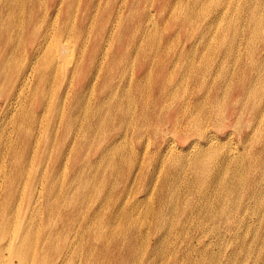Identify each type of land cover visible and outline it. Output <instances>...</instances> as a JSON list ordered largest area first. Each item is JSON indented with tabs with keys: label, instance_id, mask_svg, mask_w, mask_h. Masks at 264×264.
Returning <instances> with one entry per match:
<instances>
[{
	"label": "rangeland",
	"instance_id": "obj_1",
	"mask_svg": "<svg viewBox=\"0 0 264 264\" xmlns=\"http://www.w3.org/2000/svg\"><path fill=\"white\" fill-rule=\"evenodd\" d=\"M83 1H85V0H78V1L72 0L73 6L75 5L73 8L75 11L73 10V12H72L73 13L72 15H74L73 17H76V15L78 17V14L82 12L81 7L83 5ZM131 1L132 0H124V2L122 0H109V1L108 0H102L100 3L101 4L100 9H98L97 13H95V17L92 15L90 16V19H89L90 21L88 22V25H89V29L92 28V31L89 33L92 37L96 34L97 29H99L101 24L104 23L105 19L106 20L108 19V21L106 22L107 30L104 34V39L102 41L103 47L101 46V49L99 51V55L92 61L91 70H89V72H88V78H90L92 81L91 87L89 88V91L87 90L85 92V95H86L84 97L85 101H82L81 102L82 104L79 106V108H81V109L78 108L77 111H75L76 112L75 114L78 115L79 118H78L77 122L75 123V125H73V128H72L69 135L65 136L63 134V131H64L63 127L65 125L64 121H61V123H59V130L55 134V132H54V128H56L55 125L53 126L51 123H48L50 121V119H52L53 115L50 113L47 116V118L45 120V122H46L45 127L46 128H44V130L47 132V134H45V136L47 135L48 138L44 137L43 142L41 144V147H43V149L46 148L44 146V144L46 145V143H47L50 146L49 147L50 149L48 151L52 152L51 149L54 146L55 147H57L58 145L60 147L66 146V147H69V150H70V151H67V153L69 152L68 156H72L74 153L79 152V155L81 157H83L84 156L83 154L87 152L88 153V160H89V162H92V161L96 160V158H98V156L102 152V150L109 144L108 142H110L111 139L113 138V134L121 133L123 131L127 132V134H128L127 139L128 140H126V142H123L121 144V146L123 145V147H121L122 149L119 147L120 152L119 151L116 153L113 152L110 155H107L105 157V160L99 165L98 171H96L91 166H90L91 167L90 168L88 166L89 164H87L85 166L84 171L81 173V175L78 178H76V180L74 181L75 182L74 185L70 186V183H67V185L63 186V184H64L63 182L65 181L66 176L69 175L71 170H72L71 169L72 163L68 162V164H66V163L62 164V167L60 170L61 174L59 172V174L57 176L58 178L56 180L58 182V185L56 184L57 186L54 187L56 190L58 189L57 194H58L59 207L57 209H54L52 212L47 210V207L45 204L46 195L48 193L47 191L50 187L49 184L45 183V181H46V179L47 180L50 179V175L52 173L51 172L52 171L51 170L52 161L47 160V159H45L44 156H42V155H45V156L48 155L49 156L50 154H48V151H47V154L43 153L44 151H42V153L40 154L42 156V158L37 159L33 162V164L31 165L32 170L29 173H27L28 176H27V174L24 175V179H23L24 185L22 184L23 190L21 191L22 193L20 192V194L23 196V201H22L21 205H19V203H17V202L14 203V205L17 208H18V205L21 206L20 207V217H23L24 214H25V217H27V219H31L34 217L32 219V222H33V225H35V228H37V230L39 231L38 234H39V241H40L41 246L43 245L42 243H43L45 234L46 235L48 234L49 236H53L54 241H53V245H51L53 249L51 251L47 250V253L49 254L48 256L50 257V259H52L53 261H56V264H68V263L69 264H83L84 262L86 264H91V263L92 264H136V263L137 264H148V263L149 264H152V263L153 264H165V263H167V264H173V263L174 264H176V263L177 264H180V263L181 264H202L205 262L204 264H206L211 259V256L217 257L223 264H225L224 262H226V261H230V264H244L245 262H246L245 264H254V261H255V264H263L264 263V251L259 253L258 250H256L255 246L257 245V242L253 238L254 235L252 232L253 229H255L254 228L255 225L253 224L255 222H253V221L256 219V215L251 214V216H249V214H247L250 217L249 218L245 214L246 217L249 218L247 220L249 221V223H251L250 224L251 227L250 226L246 227L245 225H242L243 222L241 221L240 215H238L239 213L236 212L237 206L236 205L230 206L229 212L232 214V216H234V220H233L234 226H238V227H236L237 233L238 234H241L242 232L243 233H242V237L239 236L241 238L237 237V238L230 240L228 242L224 241V240H221L222 241L221 242L219 240V238L216 237L217 232H205L207 234H205V236H203L202 232L200 231L201 228L198 229L199 226L197 225V222L194 220V218L190 219V217L189 218L187 217V215L193 214V213L195 214L197 212V209H195L194 208L195 206H193V205H196V201H197L196 198L198 196H197V194H191V198H193L191 206L189 204L188 205L186 204V200H187V198H186L187 197L186 187H187V185H186L185 181L190 179L191 170H190L189 166H187V167L184 166V168L182 169L183 165L180 166V163H178V162L179 161L181 162L182 156L190 155L189 159L185 157L186 162H188L191 159V157L194 155L195 152L194 153L191 152V154H190V153L184 152L183 149L187 147L188 142L194 141V139L199 140L200 133H202L203 131L207 132V130H208V133H211V132L214 133L215 131L217 133H220L218 131V128L214 127V125H217V122H218L217 120L220 117V110L217 111L219 108L215 107L216 108L215 109L214 107H212V104L210 103V101H207L206 105L204 107H202L203 111L199 107L192 104L191 102H190L191 104H189L190 106H189L188 112L186 114H184L181 109L183 107V104H184L186 98L188 97V95L190 93L193 92V93H195V95L197 94L198 96L202 95L203 93L205 94V93L209 92L210 88L215 83L216 84L218 83L217 84L218 86H219V84H223V86H224L223 87L224 90H223V92H221V94L223 95V96L221 95V97H222L221 100L223 101V103L226 104L230 101L231 97L228 93L230 91V83L233 84V82L238 80V77L236 75H239V73L241 71L240 68H241L242 62L244 60H245V62H247V60H248V62L253 60L255 58V53L257 52L258 47L259 46L261 47L264 44V29H263L264 28V9H263L264 8V4H263L264 0H252L250 2L251 8L257 9L258 14H261V15H259V17H262L260 19L261 22H259L260 26H259V23L258 24H252L250 28L246 27L247 28V29L245 28L246 30L245 29L242 30V28L246 26L245 21L243 19L244 15H242V13L246 14V13H244V4L246 3V0H231V1L229 0L231 3L234 2V3H232V5L235 6L236 9L232 8L233 11L230 10L231 9L230 7H229V9H227L228 11L225 9L226 10L225 15L219 20V23L215 24L214 27L207 28L205 32H204V29L206 27L205 24L211 18L212 14H213V11H210V9L211 10H217V9L222 8V6H223L222 4H219L216 2L218 0H216V1L213 0L209 9L200 8L199 5H195V4L193 7H190L193 4L192 0H179L178 2H181V5H179L180 3L177 2L176 10L174 8H172L173 6L170 7L169 6L170 3H169L164 8V10L162 11V14L158 13L159 12L158 9H152V11L154 12V15H152L153 18L151 17V19H149V20L144 19L143 25L142 26L136 25L137 29L133 30V31L129 30V29L127 30L126 28L133 25L134 23L136 24V22H139L140 17L143 15V13L146 10V6L147 5L149 6V4L152 3L154 0H134L135 1V7H134L133 11H130V9H128V6L127 7L122 6L121 11L119 12L118 8L120 7L122 2H123L122 3V5H123V4L131 2ZM255 1H257L258 4ZM185 4H187V5H185ZM252 4L253 5L255 4V5L253 6ZM237 5H239V6H237ZM105 6L107 8H103ZM76 7H77V9H76ZM194 7H195V9H194ZM239 7H240V10H239ZM178 9H180V10H178ZM195 10H196V12H195ZM202 10L204 13L202 12ZM170 11L171 12L173 11L175 13H173V12L171 13ZM229 11H231V12H229ZM39 12H40L39 14L41 15L42 18L45 17L46 9L44 7L41 10H39ZM47 12H48L47 14L49 15V17H51V18L54 17V16H52L53 13H51L50 10L47 9ZM192 12L195 13L196 16ZM74 13H76V14H74ZM197 17H198V19H197ZM231 18L233 21H230ZM233 18H235L236 22ZM240 19H241V21H240ZM116 23H117V25H116ZM90 24H91V26H90ZM162 24H164V25H162ZM232 24L233 25L235 24L233 27L235 29L232 28V26H233ZM217 25H219V28L217 29L218 31L216 30ZM236 25L238 26L237 28H236ZM229 27H231V29ZM154 28L155 29L157 28L156 29L157 31ZM238 29H240V31ZM253 30H254V33H253ZM259 30H260V32H259ZM210 31H212V32L210 33ZM201 32L204 33V36L201 37V39L197 42L196 47H194L195 49L193 48L192 50H189V48L191 46H189L190 41H188L187 42L188 43L187 44V49H188L187 53H186V51H183L182 56L180 58L177 57V59H175L178 62V63H176L177 65L173 64V63H169L170 58L175 57L176 53L179 52L183 48L182 45L185 41L184 38H186L187 36L195 37L196 35L201 34ZM227 32L229 33V35H227ZM232 33L236 34V35H233ZM128 34L131 37L133 36V40L135 37L134 41L136 42V44H135L136 46L134 45V47H133L131 45L132 44L131 43L130 44L131 49H129V51L127 52V56H125L123 59L121 56H116L115 50L119 46V44H121V42H120L121 36L126 37V35H128ZM141 34H142V36H141ZM184 34H189V35L185 36ZM111 36H112V38H111ZM234 37L236 39H234ZM83 38L84 39L86 38L85 34L82 35L79 39H77V41L71 38L72 40L70 39L69 43L72 44L73 46L74 45L80 46L84 42ZM188 38H189V40H191L190 37H188ZM220 39L223 40L222 44H221ZM238 39H239V42L237 41ZM82 40H83V42H81ZM215 40H216V42H215ZM218 40H220V41H218ZM227 40H230V42ZM109 41H111V42H109ZM231 41H232V43H231ZM233 42H235V44L236 43L237 44L235 45ZM204 46L205 47L208 46V47L205 48ZM232 46H234V47H232ZM168 47H170V48H168ZM213 47H215V48H213ZM134 49L137 51H135ZM229 49H232V50L230 51ZM108 50H109V52H108ZM204 50H205V52H204ZM207 50H209V51H207ZM213 50H215L216 52ZM190 51H192V52H190ZM206 51H207V54H206ZM223 52L224 53L226 52V53L224 54ZM216 53H217V55H216ZM191 56H192V58H191ZM197 56H200V57L197 58ZM204 56L208 59H206ZM156 57H157V59H156ZM215 57H217V59ZM236 57L240 58V61L236 62L235 61ZM148 58H150V65L152 64L150 66L151 72L149 73V75L146 74V76H145V74H143L140 81L136 82L135 79H132V77H133L132 75L135 74V72L138 70L139 66L143 62L146 63V60ZM113 60H117V61H113ZM209 60L211 62H209ZM114 62L118 63L117 69L119 68V70L117 72H115L116 73L115 80L108 81V83H107L105 81V78L108 75L107 73L109 72V68L110 69L114 68ZM119 62H120V64H119ZM155 62H157V63H155ZM190 62H191V64H190ZM131 63H133V65H132L133 67L131 66ZM232 63H233V65H232ZM206 64H207V66H206ZM220 64H222V66ZM71 67H72L71 64H69V65L67 64V68H71ZM191 67H192V69H191ZM97 68H98V70H97ZM126 68H127V70H126ZM261 69H262V72H264V61H263V64L261 66ZM261 69L258 71V73L263 75V78H264V73L261 72ZM112 70L115 71V69H112ZM183 70L185 71V73ZM113 71H111V72H113ZM125 71H126V74H125ZM170 72H171V74H170ZM181 72H182V74H181ZM230 74H231V76H230ZM60 76H61V78H60ZM60 76H59L58 84L56 86L57 89L55 90L57 93L58 92L61 93L63 88L65 87V82H63L64 79H63V75L61 73H60ZM169 76L171 77V81H170ZM232 76H235V77H232ZM180 78H181V80H180ZM61 79H62V81H61ZM215 79H216V81H215ZM184 80H186V81H184ZM165 82H166V84H165ZM136 83H138V84H136ZM225 83H227V84H225ZM127 84L129 86V88L131 89V94H132L130 100L127 99L126 97L122 96V94H123L122 89L127 87ZM60 85H62V86H60ZM121 86H124V87H121ZM60 87H61V89H60ZM112 87H114V88H112ZM182 87H184V89ZM213 88H214V86H213ZM213 88L211 91V95L209 96V99H211L213 97V94H214ZM177 89H178V91H177ZM114 90L116 93L114 92ZM189 90H190V93H189ZM206 90H208V91H206ZM91 93H92V95H91ZM112 93H113V95L111 96ZM142 95H143V97H142ZM96 97L97 98L103 97L102 99H104L105 97H107V99H110V97L111 98L113 97V100H115L117 102H118V100L120 101V98H121L123 104L125 106L128 105V106H126L127 110H129L127 112L128 117L132 118L133 122L130 125L128 124L127 126H124V125L122 126L120 119H117V118H114L113 122H110L108 119L109 112H108L107 108L105 106H103V110H101L102 113L99 114L100 118L98 119V121H96V119H95L94 123L93 122L90 123L89 121L93 120L92 119L93 117L90 116L87 109H89V111H90V109L94 106L93 101L95 103ZM132 97H133V100H132ZM56 98H58V96ZM170 100H172V102ZM89 101H90V103H89ZM125 101H128V103ZM134 101H136V102H134ZM166 102H167V104H166ZM88 105H90V106H88ZM129 105H130V107H129ZM169 107H172L173 112H175V115L172 113V116L174 115L173 118L178 119L175 130H174V128H172V126L170 124L167 123V117L169 115H171L169 113ZM2 108H3V101L0 102V112L3 110ZM67 109L68 108H66L65 110H67ZM85 109L87 110V112ZM194 109H195V113H194ZM78 110H81V111H78ZM199 110L201 111V113ZM104 111H106V112L104 113ZM183 114H184V116H183ZM10 116L11 115H9L8 120L12 122L13 118H12V116L11 117ZM103 116H105V117H103ZM190 116H191V123H190L191 126L190 125L188 126L189 127V130H188L189 131L188 132L189 138L187 139L188 142H183L182 139H184V136L182 134H184V131L187 129L186 128L187 125L185 124V123H187V120L185 118L186 117L190 118ZM204 116H206V117H204ZM102 118H103V120H102ZM203 119H205V120H203ZM101 120H102V122H101L102 124L99 122ZM86 121H88V122H86ZM196 122L198 123V125ZM246 123H247L246 120H244V119L241 120V122L238 123V128H241V129L245 128L244 125ZM11 124L12 123H9V126ZM184 124H185V126H183ZM77 125L78 126L80 125V127H78ZM199 125H201V126H199ZM204 126H206V127H204ZM51 127H52V129H51ZM97 127L100 129V132H99V129ZM184 128H185V130H184ZM76 130L79 132H77ZM201 130H203V131H201ZM94 132L96 134H94ZM141 137H142V139H141ZM180 137H182V138H180ZM200 140H202V139H200ZM230 140H231V142H230ZM172 141H174L175 143ZM237 141H238V138L236 136H233L232 138H230L228 140L223 139L222 141L221 140L216 141L215 144H213V147L216 146L215 148H220L221 151L227 152L230 149V147L232 145H234V142L236 143ZM252 141H253V143L251 141L247 142L248 144L246 143L249 148L253 147V145H259L258 139H253ZM129 142L132 143L133 145L130 144ZM148 142H149V144H148ZM165 143H166V145H165ZM71 145H72V147H71ZM174 148L177 150H175ZM203 148L205 150H207V149H209V145L208 146L203 145ZM124 149L126 152H124ZM100 150H101V152H100ZM134 150H135V152H134ZM131 151H132V153H131ZM72 152H73V154H72ZM168 152L170 153L169 156H168ZM117 153H118V155H117ZM177 155H179V156H177ZM123 157H125V158H123ZM171 158H173V159H171ZM128 160H130V162ZM190 161L192 162V160H190ZM76 163H78V162H76ZM108 163H109V165H108ZM174 163H175V165H174ZM160 164H163V166H162V169H159V171H157V173H156V176H158V178H159L158 182L151 181L150 178H148V177H150V174H152V172H154V169L156 168V166L159 167ZM209 164H210L211 168H213L212 167L213 166L212 161ZM47 166L49 167V169H48L47 174H46V167ZM140 167L142 169V172H141V175L139 176V180H138L139 183L137 184V186L136 185L133 186V184L129 185V182H127L126 178L128 176H131V175L133 176V175L137 174L139 172L138 168H140ZM143 167H144V170H143ZM171 167H172V169H171ZM168 169L170 171H168ZM178 170L181 172V174L180 173L177 174ZM167 171H168V181L171 185L169 183H167V185L164 186V194H165L166 202L163 204V207H160V206H158L159 202L157 200V194L159 193V190L163 187H161L162 182H159V181H161V179L164 177L165 174H163V173H166ZM237 171H236V173H237ZM183 172L185 173V175ZM101 173H102V175H101ZM234 173H235L234 170L229 171V175H232ZM44 174L46 175L44 177L45 180L42 177ZM61 176H62V178H60ZM123 176H124V178H123ZM174 176L176 177V179ZM100 177H101V179H100ZM113 177L115 180L113 179ZM27 178H28V180H27ZM39 178H40V180H39ZM89 178L90 179L92 178L93 180L92 179L90 180ZM171 178H173V180ZM88 179H89V182H88ZM174 179L177 182H174ZM68 180H69V182L72 181V179L70 180L69 176H68ZM68 180H67V182H68ZM126 182L128 183L127 186H126ZM150 182H151V184H150ZM88 183H89V187H88ZM97 183H98V186H97ZM113 183L115 184L116 189L114 188L113 195L109 196L108 191H110L111 188L113 189V187H114ZM160 183H161V185H160ZM95 184H96V186H95ZM40 185H41V188H40ZM157 186H158V188H157ZM263 186H264V182H263ZM25 187H26V189H25ZM69 187H70V189H69ZM2 188L3 187L1 186L0 189H2ZM74 189L77 191H75ZM38 190L39 191L41 190L40 192L42 195L40 193H38L39 192ZM3 191L0 192V205H2L4 203V198H5L4 195L6 194ZM172 191L174 192L173 194H172ZM64 193H65V195H64ZM125 193H127V194H125ZM38 194L41 196V198L39 199V205L35 203L37 198L40 197ZM170 194L173 196H171ZM181 194L183 195V198H182ZM93 195L95 196V200H94ZM107 196L109 197V199ZM148 196H150V198H147ZM130 197L132 200L130 199ZM171 197H173L174 199ZM188 197H190V196L188 195ZM114 199H115V201H114ZM93 200H94V202H93ZM176 200H177V202H176ZM156 201H157V203H156ZM29 202L31 205L29 204ZM170 202H172L173 205ZM100 203H102V204H100ZM134 203H136V204H134ZM179 203H181V204H179ZM98 204H100V205H98ZM123 204H124V206H123ZM104 205L107 208H105ZM84 206H86V207L84 208ZM117 206H118V208H117ZM181 206H183V207L181 208ZM234 206L236 207V209ZM99 207H100V209H99ZM134 208H135V210L138 208L136 210V213H135ZM143 209H145V211ZM151 209H152V211H158L159 210L162 217H160L159 219L153 220V217L151 215L147 214V212ZM25 210H26V212H25ZM172 210H173V212H172ZM189 210H191V212ZM67 212H70V213H67ZM92 212L98 213V216L95 217L93 215L94 213H92ZM125 213L129 214L128 215L129 220H127L128 217L125 216L126 215ZM113 214L117 215V216L113 217V219H112ZM134 216L137 217L136 219L138 222L142 221L141 223H143V224L145 223L144 224L145 227L143 226V231H147L149 229L148 225L151 222H153V225L150 229L151 230L150 235L143 237V238H141V237L135 238V237H133L134 235H131V236L129 235V236H126V238H124L125 237L124 235L129 234L130 232H131V234L135 233V229H133L130 226L131 220L133 218H135ZM93 217H95V218H93ZM98 217H99V220H98ZM143 217H145V218H143ZM90 218H92V220H95V219L96 220L94 222V225H92L91 228L87 227L88 230H86L85 224H87L86 223L87 219H90ZM150 218H151V221H150ZM143 219H146V220H143ZM224 219L218 220L219 222L217 224H220V226L218 225L217 227H215V225L211 221H205L203 223V228L205 227L204 228L205 231H208V230H211L212 227H215L216 229L219 228V229H221L220 231H223L222 228L226 227V225H227V224H225ZM139 220H141V221H139ZM159 220H161V221H159ZM52 221H54V223ZM121 221H122V223H121ZM154 221H155V223H154ZM157 221L165 222V225L163 227H160L159 224L156 225ZM240 221H241V223H240ZM108 223H109V225H108ZM115 223L118 224L119 227H118V225L115 226ZM166 225H168V226H166ZM181 225H182V227H180ZM114 226H115V228H114ZM109 227H112V228H109ZM262 227L263 226H261V228ZM97 228H99V229H97ZM118 228L119 229L121 228V229L119 230ZM209 228H211V229H209ZM93 229H94V231H92ZM248 229H249V231H248ZM262 229L264 230V228H262ZM58 230H60V231H58ZM104 230H105V232H104ZM175 230H176V232H175ZM119 231H120V233H119ZM124 231H126V232L124 233ZM181 231H182V233H181ZM59 233H60V235H59ZM92 233H94V234H92ZM172 233L175 235H173ZM162 234H163V236L164 235L165 236L163 237ZM179 234H180V236H179ZM243 234H244V236H243ZM246 234L248 235L247 237H246ZM169 235H171V236H169ZM178 236H179V238H178ZM251 237H252V239H251ZM112 238L113 239L115 238V239L113 240ZM229 238H230V236L227 237L225 240H229ZM144 239H145V241H144ZM165 239H167V240H165ZM183 239H184V241H183ZM161 240H163V241L161 242ZM234 241H235V243H234ZM144 242H145V244H144ZM211 242L214 245H212ZM217 242H220L219 245H217ZM117 243H120V244L118 245ZM249 243H251L252 247H255V249L253 248L254 250L251 248L248 251V248H246L245 245H247ZM136 244H138V246ZM146 244H148V245H146ZM254 244H256V245L254 246ZM172 245L173 246L176 245V246L173 247ZM171 246L173 247L174 251L177 249L176 253L171 252L173 250ZM104 247L106 249H105V253L103 254L102 250ZM133 247H135V248L133 249ZM136 247H137V249H136ZM147 247H149V248L147 249ZM54 248L57 250H54ZM78 251H79V253H78ZM134 252H135V254H134ZM202 252L203 253L206 252L205 258H209V259H207V262H206V260L203 261ZM231 252H232V254H231ZM138 253H140V254H138ZM128 254H130V255L128 256ZM244 254H245V256H244ZM63 255H64V257H63ZM112 255H113V257H112ZM87 256H89V257H87ZM227 256H229V257H227ZM163 257H164V259H163ZM225 257H226V259H225ZM182 258H183V260H182ZM229 258H230V260H229ZM135 259H137L136 260L137 262L135 261ZM148 259H149V261H148ZM159 259H161V260H159ZM232 259H234V260H232ZM251 259H252V261H251ZM83 260H84V262H83ZM239 260H241L242 262ZM131 261H133V263ZM234 261H235V263H234ZM260 262H262V263H260ZM208 264H213V263L211 262Z\"/></svg>",
	"mask_w": 264,
	"mask_h": 264
},
{
	"label": "bare ground",
	"instance_id": "obj_2",
	"mask_svg": "<svg viewBox=\"0 0 264 264\" xmlns=\"http://www.w3.org/2000/svg\"><path fill=\"white\" fill-rule=\"evenodd\" d=\"M101 1L102 0H85V1H83V5L81 7V9H82L81 11L82 12L79 13L80 15L78 14V17H77V15H76V17H73L74 15H72L73 14L72 12L74 10L73 8H74L75 5L73 6L72 0H0V102L3 101V108H2L3 110L0 112V187L2 186L3 188L0 189V190L1 191L4 190L3 192L6 193L4 195L5 196L4 203L2 205H0V264H56V261H53L52 259H50V257L48 256L49 254L47 253V250L51 251L53 249L52 246H51V245H53V241H54L53 240V236H49L48 234L47 235L45 234V237H44V240H43V243H42L43 245L41 246L40 241H39V234H38L39 231L37 230V228H35V225H33V222H32V219L34 217L31 218V219H27V217H25V214L23 215V217H20V207L21 206H19V205H21V203L23 201V196L20 194V192L23 190L22 184H23L24 175H26L27 173H29L32 170L31 165L33 164V162L35 160L40 159V158H42V156H44L45 159L52 161V166H51V170H52L51 172L52 173L50 175V179H48V180L46 179V181H45V183L49 184V186H50L49 189H48V191H47L48 193L46 195L45 204H46L47 210H49L50 212H52L54 209H57L59 207L58 194H57V190L58 189L56 190L54 187H56L58 185V182L56 180L58 178L57 176H58L59 172L61 174V171L60 170H61L62 164H64V163L68 164V162L69 163L70 162L72 163V166H71V169L72 170H71L70 174L66 176V179L63 182L64 183L63 186L64 185H67V183H70V186L71 185H74L75 184L74 181L76 180V178H78L81 175V173L84 171L85 166L87 164H89L88 165L89 167L91 166L96 171H98L99 165L105 160V157L107 155H110L113 152H115V153L118 152V151L120 152L119 147L120 148L123 147V145L121 146V144L123 142H126V140H128L127 139L128 138L127 137L128 136L127 132H124L123 131L121 133H115V134H113V138L111 139L110 142H108L109 144L102 150V152L100 150L101 153L99 154L98 158H96V160H94L92 162H89V160H88V153L87 152L83 154L84 155L83 157H81L79 155V152H76L74 154L72 152L73 155L72 156H68L69 155V152L67 153V151H70L69 150V147H66V146L65 147H63V146L60 147L59 145L57 147L54 146L51 149L52 152L48 151L50 149L49 148L50 146L47 143H46V145L44 144V146L46 148L43 149V147H41V144L43 142L44 137L48 138L47 135L45 136V134H47V132L44 130V128H46L45 127V124H46L45 120H46L47 116L50 113L53 116H52V119H50V121L48 123H51L53 126L55 125V127H56V128H54L55 134L59 130V123H61V121H64V124L65 125L63 127V129H64L63 134L65 136H67V135L70 134V132H71V130L73 128V125H75V123L77 122V120L79 118V116L75 114L76 113L75 111H77V109L79 108V106L82 104L81 102L82 101H85L84 100L85 99L84 97L86 96L85 95V92L87 90L89 91V88L91 87V84H92L91 82L92 81H91L90 78H88V72H89V70H91L92 61L99 55V51H100L101 46H102V41L104 39V34H105L106 30H107L106 22L108 21V19L107 20L105 19L104 23H102L101 26L99 27V29H97V32H96V34L93 37L89 34L92 31V28L89 29V25H88V22L90 21L89 20L90 19V16L92 15V16L95 17V13H97L98 9H100V6H101L100 3H101ZM122 1L124 2V0H122ZM178 1L179 0H177V1L176 0H154L152 3L149 4V6L148 5L146 6V10L143 13V15L140 17L139 22H136V24L134 23L133 25L127 27L126 29L127 30L129 29V30H132V31L133 30H136L137 29L136 25L137 26L138 25L142 26L144 19H146V20L148 19L149 20V19H151V17L153 18L152 15H154V12L152 11V9H158V11H159L158 13L159 14H162V11L164 10V8L170 3L169 6L170 7L173 6L172 8H174L176 10V5H177V2ZM192 1H193V4L190 7H193L194 4H195V5H199L200 8H205V9H209L210 8V5L213 2V0H192ZM230 1L229 0H218V1H216L217 3L222 4L223 6H222V8L217 9V10H211L210 9V11H213V14H212L211 18L206 22V24H205L206 27L204 29V32L206 31L207 28L214 27L215 24L219 23V20L225 15V11L227 9H229V7L231 8L230 10H232V8L233 9L235 8V6L232 5V3H234V2L231 3ZM251 1L252 0H246V3L244 4V13H246V14H243L242 13V15H244L243 16V19L245 21L246 26L243 27L242 30H244L246 27L247 28H250L252 24H258L259 22H261L260 19L262 17H259V15H261V14H258L257 9L251 8V5H250V2ZM255 2L257 3V1H255ZM122 3L120 5V7L118 8L119 12L121 11L122 6H126V7L128 6V9H130V11H133L134 10V7H135V1L134 0H132L131 2L125 3L123 5H122ZM178 3H180L179 5H181V2H178ZM185 5H187V4H185ZM237 6H239V5H237ZM43 7L46 9V13H45V17L42 18L41 15L39 14L40 13L39 10H41ZM103 8H107V7L105 6ZM47 9L50 10L51 13H53V15H52V16H54L53 18L49 17V15L47 14L48 13L47 12ZM76 9H77V7H76ZM194 9H195V7H194ZM178 10H180V9H178ZM239 10H240V7H239ZM195 12H196V10H195ZM202 12H203V10H202ZM229 12H231V11H229ZM173 13H175V12H173ZM74 14H76V13H74ZM193 14L195 15V13H193ZM197 19H198V17H197ZM233 19L235 20V18H233ZM241 19H240V21H241ZM230 21H233L232 18H231ZM235 22H236V20H235ZM116 25H117V23H116ZM162 25H164V24H162ZM234 25L232 26V28L234 27ZM90 26H91V24H90ZM259 26H260V23H259ZM237 27L238 26L236 25V28ZM218 28H219V25L216 26V30ZM229 28L231 29V27H229ZM233 29H235V28H233ZM238 30L240 31V29H238ZM211 32L212 31H210V33ZM259 32H260V30H259ZM253 33H254V30H253ZM84 34L86 35V38L85 39L83 38L84 39V42H83V40L81 41V42H83L82 45H80V46H77V45L75 46L74 45L73 46L72 44L69 43V41H70L71 38L77 41V39H79ZM184 35L187 36L189 34H184ZM227 35H229L228 32H227ZM233 35H236V34H233ZM141 36H142V34H141ZM203 36H204V33L201 32V34L196 35L195 37H193V36H187L186 38H184L185 41H184V43L182 45L183 48L179 52L176 53L175 57L170 58L169 63H173V64L178 63L177 60H175V59H177V57L180 58L182 56L183 51H186V53H187V50H188L187 49V44H188L187 42L190 41L189 46H191L190 47L191 49L189 47L188 48H189V50H192L194 47H196L197 42ZM188 37H190L191 40H189ZM111 38H112V36H111ZM234 39H236V38L234 37ZM134 40H135V37H134ZM134 40H133V36L131 37V36H129V34L126 35V37L125 36H121V38H120L121 44H119V46L115 50L116 56H121L124 59V57L127 56V52L129 51V49H131L130 48V44L132 43L131 45L133 47L136 44V42ZM220 40H221V44H222V41L223 40L222 39H220ZM220 40H218V41H220ZM227 41L230 42V40H227ZM237 41L239 42V39ZM109 42H111V41H109ZM215 42H216V40H215ZM231 43H232V41H231ZM233 43L235 44V42H233ZM207 47H205V48H207ZM232 47H234V46H232ZM168 48H170V47H168ZM213 48H215V47H213ZM229 50L231 51L232 49H229ZM135 51H137V50H135ZM207 51H209V50H207ZM207 51H206V54H207ZM213 51H215V50H213ZM108 52H109V50H108ZM190 52H192V51H190ZM204 52H205V50H204ZM216 55H217V53H216ZM192 56H191V58H192ZM198 57H200V56H197V58ZM237 57H236V59L234 58L236 62L237 61H240V58H237ZM215 58L217 59V57H215ZM156 59H157V57H156ZM206 59H208V58H206ZM113 61H117V60H113ZM263 61H264V44H263V46H261V47L259 46L258 47L257 52L255 53V58L253 60H251L249 62H248V60H247V62H245V60H244L242 62V65H241V68H240L241 71H240L239 75H236L238 77V80L235 81V82H233V84L230 83V91L228 93H229L231 99L226 104L223 103V101L221 100L222 99L221 92H223V90H224L223 84H219V86H218L217 85L218 83L217 84L215 83L213 85L210 83L212 85V87L210 88L209 92H207L205 94L203 93L202 95H199V96L197 94L195 95V93H193V92L190 93V90H189V93L190 94L186 98V100H185V102L183 104L182 109L180 108L182 110V112L184 114H186L188 112V108L190 106L189 104H191V103L194 104L195 106L199 107L202 110V107H204L206 105L207 101H210V103L212 104V107L219 108L217 111L220 110V117L217 120L218 121L217 122V125H214V127L218 128V131L220 133H217L216 131L214 133H212V132L211 133H208V130H207V132L201 130L203 132L200 133L199 140H195L194 139V141L188 142V140H187L189 138V135H188L189 127L188 126L191 123V116H190V118L189 117H186L185 119L187 120V123H185V124L187 125L186 126L187 129L185 130V128H184L185 131H184V134H182L184 136V139H182V141L183 142H188V145H187L186 148L183 149V151L184 152H187V153H190V154H191V152L192 153L195 152V153H194V155L190 159V160H192V162L190 160L188 162L185 161V157L189 159L190 155L182 156L181 162L180 161L178 162L176 160L178 163H180V166L183 165L182 169L184 168V166H186V167L189 166V168L191 170V177H190V179H188L187 181H185L186 182V185H187V187H186V189H187L186 190V194H187L186 204L187 205L189 204L191 206V203H192V200H193V198H191V194H197L198 197L196 196L197 197L196 198V200H197L196 201V205H193V206H195L194 208L197 209V212L195 214L194 213L193 214H189V215H187V217L188 218L190 217V219L194 218V220L197 222V225L199 226L198 229L201 228L200 231L202 232L203 236H205V234H207L205 232H217L216 233V237L219 238L220 241L221 240H224V241H227V242L230 241V240H233V239H235V238H237L239 236L242 237V233L243 232L241 234H238L237 233L236 227H238V226H234V221H233L234 220V216H232V214L229 212L230 206L236 205L237 206V211L236 212H238L239 213L238 215H240L241 221L243 222L242 225H245L246 227H248V226L251 227V225H250L251 223H249V221L247 219L250 218L249 216H251V214L256 215V219L253 221V222H255V223H253L255 225L254 226L255 229H253L252 232H253V235H254L253 238L257 242V245L254 244V246L256 245L255 246L256 247V250H258L259 253H261L262 251H264V230L262 229V228H264V186H263V182H264V78H263V75H261V74L258 73V71L261 69V66L263 64ZM209 62H211V61L209 60ZM155 63H157V62H155ZM67 64L68 65L71 64L72 67L71 68H67ZM119 64H120V62H119ZM190 64H191V62H190ZM132 65H133V63H131V66ZM151 65H150V58H148L146 60V63L143 62L139 66V68L135 72V74L132 75L133 76L132 79H135L136 82H139L143 74H145V76H146V74L149 75V73L151 72V67H150ZM220 65L222 66V64H220ZM232 65H233V63H232ZM117 66H118V63L117 62H114V68H112V69H115V71H113L112 69L109 68V72L108 73L106 72L108 74L106 76V78H105V81L107 83H108V81L115 80V77H116L115 76L116 75L115 72H117L119 70V68L117 69ZM206 66H207V64H206ZM191 69H192V67H191ZM97 70H98V68H97ZM126 70H127V68H126ZM111 71H113V72H111ZM261 72H262V69H261ZM60 73L63 75V79H64L63 82H65V87L63 88L62 92L61 93L58 92L59 93L58 94L55 90L57 89L56 86L58 84V80H59ZM184 73H185V71H184ZM262 73H264V72H262ZM125 74H126V71H125ZM170 74H171V72H170ZM181 74H182V72H181ZM230 76H231V74H230ZM232 77H235V76H232ZM60 78H61V76H60ZM180 80H181V78H180ZM61 81H62V79H61ZM170 81H171V77H170ZM184 81H186V80H184ZM215 81H216V79H215ZM136 84H138V83H136ZM165 84H166V82H165ZM225 84H227V83H225ZM60 86H62V85H60ZM213 86H214V88H213ZM121 87H124V86H121ZM112 88H114V87H112ZM182 88L184 89V87H182ZM212 88L214 89V94H213V97L211 99H209V96L211 95ZM60 89H61V87H60ZM122 90H123L122 91L123 92L122 96H124V97H126L127 99L130 100L132 94H131V89L129 88L128 84H127V87H125ZM177 91H178V89H177ZM206 91H208V90H206ZM114 92H115V90H114ZM91 95H92V93H91ZM112 95H113V93L111 94V96ZM57 96H58V98H56ZM113 97L112 98L110 97V99H107V97H105L104 99H102L103 97H100V98H97L96 97L95 103L93 101V105L94 106L90 109V111H89V109H87L88 110V113L90 114V116L93 117L92 118L93 120H90L89 121L90 123L91 122L94 123L95 122V119H96V121H98V119L100 118L99 114L102 113L101 110H103V106H105L107 108L108 112H109L108 119H109L110 122H113V119L114 118L120 119V121L122 123V126L123 125L124 126H127L128 124L130 125L133 122L132 118H129L128 117V113L127 112L129 110H127V107H126L128 105L125 106L123 104L121 98H120V101L118 100V102H117V101L113 100ZM142 97H143V95H142ZM132 100H133V97H132ZM172 100H170V101L172 102ZM125 102L128 103V101H125ZM134 102H136V101H134ZM167 102H166V104H167ZM89 103H90V101H89ZM88 106H90V105H88ZM129 107H130V105H129ZM66 108H68L67 109L68 111L65 110ZM79 109H81V108H79ZM87 110H86V112H87ZM78 111H81V110H78ZM105 112L106 111H104V113ZM169 113L171 115H169L167 117V123L170 124L172 126V128H174V130H175L176 129L177 122H178V119L177 118L176 119L173 118V116L175 115V112H173L172 107H169ZM172 113L174 114L173 116H172ZM194 113H195V109H194ZM200 113H201V111H200ZM184 114H183V116H184ZM9 115H11L12 118H13L12 122L8 120L9 119ZM103 117H105V116H103ZM204 117H206V116H204ZM243 119L246 120V122H247L244 125L245 128H242V129L241 128H238V123H240L241 120H243ZM102 120H103V118H102ZM102 120L99 121V122L101 123ZM203 120H205V119H203ZM86 122H88V121H86ZM9 123H12V124L9 126ZM185 124L183 126H185ZM197 125H198V123H197ZM199 126H201V125H199ZM78 127H80V125ZM204 127H206V126H204ZM51 129H52V127H51ZM77 132H79V131H77ZM99 132H100V129H99ZM94 134H96V133L94 132ZM233 136H236L238 138V141H237L238 143L237 142L236 143L234 142V145H232L227 152L221 151L220 148H215L216 146L213 147V144H215L216 141H220V140L222 141L223 139L224 140H228V139L232 138ZM180 138H182V137H180ZM141 139H142V137H141ZM200 139H202V140H200ZM253 139H258L259 140V145H253V147H250L249 148L247 146V144H248L247 142L251 141L253 143V141H252ZM172 142H174V141H172ZM230 142H231V140H230ZM166 143H165V145H166ZM130 144H132V143H130ZM148 144H149V142H148ZM203 145H205V146H208L209 145V149L205 150L203 148ZM71 147H72V145H71ZM175 150H177V149H175ZM42 151H44L43 153H45V154H47V151H48V154H50V155L49 156L48 155H46V156L45 155H42L41 156L40 154L42 153ZM124 152H126L125 149H124ZM134 152H135V150H134ZM169 152H168V156L171 153V152L170 153ZM131 153H132V151H131ZM117 155H118V153H117ZM177 156H179V155H177ZM123 158H125V157H123ZM173 158H171V159H173ZM128 161L130 162V160H128ZM211 161H212V164H213V166H212L213 168H211V166L209 164ZM76 162H78V163H76ZM109 163H108V165H109ZM174 165H175V163H174ZM162 166H163V164H160L159 167L156 166V168L154 169V172H152V174H150V177H148V178H150L151 181L158 182V179L159 178H158V176H156V173H157V171H159V169H162ZM48 169H49V167L47 166L46 167V174H47ZM138 169H139V172L137 174H135L133 176L132 175L131 176H128L126 178L127 179V182H129V185L130 184H133V186L134 185L137 186V184L139 183L138 180H139V176L141 175L142 169H141V167L138 168ZM171 169H172V167H171ZM143 170H144V167H143ZM231 170H234L235 173L232 174V175H229V171H231ZM168 171H170V170L168 169ZM168 171L166 173H163L165 175L161 179V181H159V182H162V186L161 187H163V188L160 187L161 189L159 190V193L157 194V200L159 202V205L158 206H160V207H163V204L166 202V198H165V194H164V186L167 185V183H169V181H168ZM236 171H237V173H236ZM179 173L181 174V172L178 170L177 174H179ZM101 175H102V173H101ZM184 175H185V173H184ZM27 176H28V174H27ZM45 176L46 175L44 174L42 177L44 178ZM68 176H69L70 180L72 179V181L69 182ZM60 178H62V176ZM123 178H124V176H123ZM173 178H171V179L173 180ZM89 179H88V182H89ZM100 179H101V177H100ZM113 179H114V177H113ZM175 179H176V177H175ZM175 179H174V182H177V181H175ZM27 180H28V178H27ZM39 180H40V178H39ZM44 180H45V178H44ZM67 180H68V182H67ZM127 182H126V186L128 185ZM150 184H151V182H150ZM113 185H114L113 189L111 188V190L108 191L109 192V196L113 195L114 188L116 189V186H115L114 183H113ZM160 185H161V183H160ZM95 186H96V184H95ZM97 186H98V183H97ZM158 186H157V188H158ZM88 187H89V183H88ZM40 188H41V185H40ZM25 189H26V187H25ZM69 189H70V187H69ZM40 191L38 193L41 194ZM75 191H77V190H75ZM173 193L174 192L172 191V194ZM125 194H127V193H125ZM64 195H65V193H64ZM188 195L190 197H188ZM171 196H173V195H171ZM40 198H41V196L39 198H37V200L35 201V203L38 204V205H39V199ZM147 198H150V196H148ZM171 198H173V197H171ZM182 198H183V195H182ZM108 199H109V197H108ZM130 199H131V197H130ZM94 200H95V196H94ZM94 200H93V202H94ZM114 201H115V199H114ZM15 202L19 203V205L17 204L18 205V208L14 205ZM176 202H177V200H176ZM156 203H157V201H156ZM170 203H172V202H170ZM29 204H30V202H29ZM100 204H102V203H100ZM100 204H98V205H100ZM124 204H123V206H124ZM134 204H136V203H134ZM179 204H181V203H179ZM172 205H173V203H172ZM85 207L86 206H84V208ZM182 207L183 206H181V208ZM105 208H107V207L105 206ZM117 208H118V206H117ZM99 209H100V207H99ZM235 209H236V207H235ZM134 210H135V208H134ZM136 210H135V213H136ZM143 210L145 211V209H143ZM158 211H152V209H151V210H149L147 212V214L148 215H151L153 217V220L154 219H159L162 216L160 214V211L159 212ZM189 211L191 212V210H189ZM25 212H26V210H25ZM172 212H173V210H172ZM67 213H70V212H67ZM92 213H94V212H92ZM245 214L246 215L249 214V216L247 215L249 218L246 217ZM93 215L95 217H97L98 216V213H94ZM128 215L129 214H126L125 215L126 217H128L127 220H129V216ZM115 216H117V215H114L113 214L112 215V219ZM95 217H93V218H95ZM145 217H143V218H145ZM136 218L137 217H135V218H133L131 220V225H130L133 229H135V233H132L131 234V232H130L129 234L124 235L125 236L124 238H126V236H129V235L130 236L131 235H134L133 237H135V238L136 237L143 238V237H146V236H148V235L151 234V230L150 229H151V227L153 225V222H151L148 225L149 229L148 230L146 229L147 231H143V226H144L145 223L144 224L141 223L142 222L141 220H139L141 222H138ZM219 219H224L225 220V224H227L226 227H223L222 228L223 231H220L221 229H219V228L218 229L215 228L218 225L220 226V224H217L219 222L218 221ZM95 220H92V218L87 219V222H86L87 224H85L86 225V230H88V228H91V226L94 225ZM98 220H99V217H98ZM143 220H146V219H143ZM54 221H52V222L54 223ZM150 221H151V218H150ZM159 221H161V220H159ZM159 221H157L156 225L159 224L160 227H163L165 225V222H159ZM205 221H211L215 225V227H212V229L209 228L211 230L205 231V229H204L205 227L203 228V223ZM241 221H240V223H241ZM121 223H122V221H121ZM154 223H155V221H154ZM108 225H109V223H108ZM116 225H118V224L115 223V226ZM115 226H114V228H115ZM166 226H168V225H166ZM261 226H263V227L261 228ZM118 227H119V225H118ZM180 227H182V225ZM109 228H112V227H109ZM97 229H99V228H97ZM58 231H60V230H58ZM92 231H94V229ZM248 231H249V229H248ZM104 232H105V230H104ZM125 232L126 231H124V233ZM175 232H176V230H175ZM119 233H120V231H119ZM181 233H182V231H181ZM92 234H94V233H92ZM59 235H60V233H59ZM173 235H175V234H173ZM162 236H163V234H162ZM169 236H171V235H169ZM179 236H180V234H179ZM179 236H178V238H179ZM229 236H230L229 240H225ZM243 236H244V234H243ZM247 236L248 235L246 234V237ZM241 237H239V238H241ZM251 239H252V237H251ZM165 240H167V239H165ZM144 241H145V239H144ZM162 241L163 240H161V242ZM183 241H184V239H183ZM219 243L220 242H217V245H219ZM234 243H235V241H234ZM117 244L119 245L120 243H117ZM144 244H145V242H144ZM211 244L214 245L212 242H211ZM136 245L138 246V244H136ZM146 245H148V244H146ZM174 246H176V245H174ZM245 246H246V248H248V251L251 248L252 249L253 248L255 249V247H252L251 243H249V244H247ZM173 247H172V249H173ZM134 248L135 247H133V249ZM148 248L149 247H147V249ZM105 249L106 248L104 247L103 250H102V253L103 254L105 253ZM136 249H137V247H136ZM54 250H57V249L54 248ZM79 251H78V253H79ZM171 252L176 253L177 252V249L175 251L173 249ZM134 254H135V252H134ZM138 254H140V253H138ZM231 254H232V252H231ZM129 255L130 254H128V256ZM202 255H203V257H202L203 261L206 260V262H207V259H209V258H205L206 252L205 253L202 252ZM244 256H245V254H244ZM63 257H64V255H63ZM87 257H89V256H87ZM112 257H113V255H112ZM227 257H229V256H227ZM163 259H164V257H163ZM225 259H226V257H225ZM234 259H232V260H234ZM136 260L137 259H135V261ZM159 260H161V259H159ZM182 260H183V258H182ZM229 260H230V258H229ZM148 261H149V259H148ZM235 261H234V263H235ZM239 261H241V260H239ZM251 261H252V259H251ZM83 262H84V260H83ZM131 262L133 263V261H131ZM211 262L213 264H223L215 256H211V259L206 264L211 263ZM204 263H202V264H204ZM224 263L225 264H230V261H226ZM260 263H262V262H260ZM165 264H167V263H165ZM254 264H255V261H254Z\"/></svg>",
	"mask_w": 264,
	"mask_h": 264
}]
</instances>
